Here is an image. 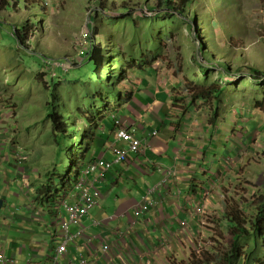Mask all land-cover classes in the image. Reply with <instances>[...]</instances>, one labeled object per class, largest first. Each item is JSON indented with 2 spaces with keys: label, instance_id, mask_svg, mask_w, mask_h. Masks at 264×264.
<instances>
[{
  "label": "rangeland",
  "instance_id": "374dc122",
  "mask_svg": "<svg viewBox=\"0 0 264 264\" xmlns=\"http://www.w3.org/2000/svg\"><path fill=\"white\" fill-rule=\"evenodd\" d=\"M148 1L0 0V160L5 159L4 149L13 145L14 161L21 167L20 172L26 175L24 180L32 186L36 179L32 180L29 169L36 168L37 163L38 166L50 165L53 168L60 151L59 143L49 137L52 134L51 125L44 123L52 91L61 92L70 102L72 112L79 104L86 107L98 103H86V94L90 93L92 98L97 89L92 83L84 85L78 81L81 66L74 65L67 72L62 70V64L68 57L77 56L82 33L89 23H93L91 17L96 15L101 2L107 6L106 10H101L102 16L105 15L101 24L104 35L93 33L96 44H105L110 35L118 40L126 37L132 48L143 43L142 53L137 50L134 53L144 58V53L152 49V45L146 47L144 44L155 34L161 40L162 52L152 62L154 68L149 69L150 73L160 86L171 89L174 106L181 108L182 112L189 103L190 95L202 86L213 83L226 87L220 101L214 97L208 101L201 100L187 110L186 115L189 111L201 113L206 121L218 126L214 140L205 131L194 135L197 147L204 142L212 143L216 150L210 146L207 150L216 154L218 161L221 160L224 176L219 182L225 191L219 197L224 199L226 196L225 200L228 199L224 211L232 213L238 209L242 219L254 218L255 209L264 200V82L255 80L250 71L252 68L264 70V0H229L228 6H222L217 0H199L196 9L201 29L187 18L179 17L171 21V17L165 14L148 12ZM151 2L153 5L156 0ZM125 6L138 10L145 8L151 19H142L136 24L134 17L125 18L119 14ZM26 21L32 26L23 32L22 41L14 32L13 25ZM203 43L204 52L211 62L225 71L228 70L226 66H230V74L223 75L221 70L212 66L214 63L200 59L199 48ZM58 77L63 79L60 85H56ZM140 77L143 75H130L125 85L130 81L131 89L126 91L124 98H129L134 85H140ZM125 102H105L102 110L114 112ZM215 102L220 107V113L213 120ZM86 112H90L88 108ZM73 117L81 127H89L86 117L76 114ZM24 127L32 129L25 131ZM36 154L42 156L39 162L34 158ZM66 158L65 154L63 160ZM209 165L217 169L216 163L209 162ZM71 182L70 189L54 203L57 204L56 212L67 211L77 200L75 181ZM7 187L10 194L15 193L12 185ZM30 204L32 202L28 200L27 205ZM3 210L0 208V213ZM39 218L40 222L46 220L45 208L40 211ZM53 220L59 222L60 218L56 215ZM199 245L203 247V241ZM202 249V253L209 251ZM1 256L5 257L7 264L16 262L14 256L4 253Z\"/></svg>",
  "mask_w": 264,
  "mask_h": 264
},
{
  "label": "crops",
  "instance_id": "0c3cea01",
  "mask_svg": "<svg viewBox=\"0 0 264 264\" xmlns=\"http://www.w3.org/2000/svg\"><path fill=\"white\" fill-rule=\"evenodd\" d=\"M129 82L125 92L131 89ZM134 87L129 98H123L126 102L121 108L91 116L96 139L85 163L103 156L114 159L115 120L135 131L144 148L140 153L131 152L125 163L114 166L106 181L98 183L99 206L84 219L86 230L79 241L70 245V254L81 252L90 264H174L188 262L194 247L202 241L201 248L211 253L217 245L226 248L231 234L227 230L229 221L224 218L228 199L220 198L225 191L219 182L224 176L221 160L207 150L209 146L214 149L212 143L197 147L194 135L205 131L214 140L218 126L206 121L201 113L189 111L186 115L174 106L171 89L160 86L152 73L140 77V85ZM4 151L5 159L0 160V208H4L0 213V256H14L15 264H51L63 234L59 222L53 220L57 204L37 203L36 189L27 184L26 175L14 161L15 147ZM34 158L39 162L42 156L36 154ZM209 162L216 163L217 169ZM43 167L37 163L36 168L29 169L32 180L41 177ZM171 169L174 174L167 187L152 194L156 205L135 218V208L148 197L146 190L161 182ZM10 185L15 193L10 194ZM28 200L32 204L27 205ZM200 205L204 206V215L195 214ZM44 208L47 218L40 222ZM183 220L188 223L186 228L180 226ZM96 222L100 224L95 226ZM104 244L111 246L109 253H102Z\"/></svg>",
  "mask_w": 264,
  "mask_h": 264
},
{
  "label": "trees",
  "instance_id": "16d2710c",
  "mask_svg": "<svg viewBox=\"0 0 264 264\" xmlns=\"http://www.w3.org/2000/svg\"><path fill=\"white\" fill-rule=\"evenodd\" d=\"M217 1H220L222 6L230 4L229 0ZM198 2L199 0H156V3L152 5L151 0H149L146 7L148 12L170 16L171 21L173 19L176 21L179 17L187 18L191 22L197 23L198 28L201 29L200 16L196 9ZM42 8L45 9L43 6ZM103 9L106 10L107 6L100 2L96 15L91 17L95 25L93 31L95 35H104L101 30L102 19L105 16H102L101 10ZM148 12L143 7L138 10L125 6L119 11V14L125 18L134 17L133 22L138 24V21L142 19H151L148 16ZM136 13L139 15L136 16ZM13 26L14 32L23 41V32L31 28L32 25L29 21H26L24 24ZM152 36L144 44L146 47L152 45V49L144 53V58L138 57L134 53V50L142 53L143 43L139 44L140 47L134 45V49L130 46L126 37L123 40H118L114 35H110L109 37L107 36L108 39H106L105 44L97 45L95 37H93V50L82 58L84 60L82 63L78 64L81 66L78 81L84 85L87 83L88 85L94 84L97 89V92L95 91L96 96L94 95L90 98V93H87L84 98H88L86 103L88 101L98 103L91 104L90 106L87 105L86 107L79 104L75 107L74 112H72L69 107L71 106L70 102L64 98L61 92L57 90L52 91L48 104L49 110L44 123L51 125L52 134L49 137L52 136V139L59 143L60 151L57 154V163L54 164V167L51 168L50 165L43 167L44 170L42 169L41 171V177L32 185L37 192V203L40 202L43 206H52L63 193H66L70 189L71 183H73L71 181H78L83 168L82 165L85 164L87 157L91 155L96 139V132L92 124H90L89 118H91V114L94 117L100 115L101 111L105 110H102V104L105 102L109 104L112 101H123L124 94L126 93L125 82L130 78L132 73L139 72L144 76L150 74L152 68H154L152 62L157 58L158 53L162 52L161 40L155 34ZM204 49L206 50L203 43L199 48L200 59H205L210 63L211 59L207 57L208 55L206 51L204 52ZM86 61L88 63H85ZM213 63L211 62V64ZM200 64L207 68L202 63ZM212 66L221 70L223 75L230 74L229 70H232L230 66H226L228 70L225 71L226 69H223L217 63H214ZM150 68L151 70H149ZM250 75L255 80L264 82V70L252 68ZM62 80L59 78L56 85H60ZM225 92L226 87L217 84L212 83L202 86L196 93L190 95L189 103L185 105L184 112L191 109L195 103L201 100L208 101L209 98L214 97L220 101ZM214 105L213 120L217 119L220 113V107L217 106L216 102ZM87 108L91 113L86 112ZM74 114L86 117V121L89 120V127L84 125L81 127L79 123L75 122ZM65 154L67 158L63 160ZM65 179H67V182ZM255 211V217L247 218L246 220L242 219L238 213V209H235L232 213L225 212L224 217L229 221V229L227 230L231 234V239L228 241L226 248L223 245H217L214 253L209 251V253H202L203 250L200 254L194 252L191 254V259L188 262L182 261L174 264H264V200Z\"/></svg>",
  "mask_w": 264,
  "mask_h": 264
},
{
  "label": "built area",
  "instance_id": "2783aa9c",
  "mask_svg": "<svg viewBox=\"0 0 264 264\" xmlns=\"http://www.w3.org/2000/svg\"><path fill=\"white\" fill-rule=\"evenodd\" d=\"M94 23H89L84 29L82 36L78 43V53L76 57L67 58L65 64H62V70L69 72L73 69L74 65L82 63L84 56H87L94 48L93 42V30ZM52 63V62H51ZM49 64V63H48ZM57 68V67H56ZM66 72V73H67ZM117 127L116 139L113 143L114 159L110 160L107 157H99L96 160L89 162L83 167L79 180L76 184L78 191V201L75 205L68 208L69 220L62 223V230L64 231V237L58 244L55 255L53 257V264H60L61 260L68 257L70 254V245L84 233L82 221L89 216L91 210H93L99 202L100 190L97 185L101 181H106L107 175L114 168L116 164L124 163L129 159V153H140L144 146L143 140L136 135V132L127 128L122 124L120 120H115ZM154 135L158 132L154 131ZM126 146H122V144ZM174 171L171 169L168 171L165 178L154 186L149 187L146 192L148 197H145L144 201L139 204L134 210L135 218H139L150 211L155 205L156 200L152 198V194H158L165 187H167L169 181H171ZM208 196L209 193H206ZM195 214H205L204 206L200 205ZM100 223L96 222L94 225L98 226ZM70 225H74L78 229L75 233L69 231ZM188 223L183 220L180 226L186 228ZM0 264H7L6 259L0 256ZM66 264H88L87 259L79 253L71 255L69 262Z\"/></svg>",
  "mask_w": 264,
  "mask_h": 264
},
{
  "label": "clouds",
  "instance_id": "9594fccd",
  "mask_svg": "<svg viewBox=\"0 0 264 264\" xmlns=\"http://www.w3.org/2000/svg\"><path fill=\"white\" fill-rule=\"evenodd\" d=\"M130 154V153H129ZM93 160H96V159H93ZM93 160H91V161H93ZM90 161V162H91ZM89 163V162H88ZM88 163H85L84 165H82V167H84V166H86ZM125 163V162H124ZM82 170H83V168H82ZM82 172V171H81ZM81 175V174H80ZM80 177V176H79ZM79 180V179H78ZM78 182V181H77ZM77 182H75V186H76V184H77ZM59 200V199H58ZM77 201H78V196H77V200L74 202V203H72V206L73 205H75L76 203H77ZM56 203V202H55ZM99 203V202H98ZM99 205H97L96 207H98ZM95 207V208H96ZM94 208V209H95ZM93 209V210H94ZM92 211V210H91ZM57 213V214H56ZM56 213H54V216H56V215H58L59 216V218H60V221H59V226H60V229H61V232L63 233L62 234V236H61V239H60V241L58 242V244L61 242V240L63 239V237H64V231L62 230V223L63 222H67L68 220H69V213H68V211H60V212H56ZM60 213L62 214V215H60ZM91 213V212H90ZM90 215V214H89ZM198 215V214H197ZM204 215V214H203ZM87 218V217H86ZM84 221V220H83ZM82 221V226H83V228H84V232H85V227H84V222ZM96 226V225H95ZM188 226V225H187ZM186 226V227H187ZM72 227H74L75 228V231H70V228H72ZM78 228L77 227H75L74 225H70V227H69V231L71 232V233H75L76 232V230H77ZM84 234V233H83ZM83 236V235H82ZM81 236V237H82ZM81 237L80 238H78L76 241H74L73 243H75V242H77V241H79V239H81ZM73 243H71V244H73ZM58 244H57V246H58ZM57 246H56V248H57ZM56 248H55V251H56ZM110 249H111V246L109 245V244H104L103 246H102V253H109L110 252ZM203 249L200 247V245H198V246H195L194 247V252L196 253V254H200V252L202 251ZM55 251H54V253H53V255L51 256V264H53V257H54V255H55ZM76 253H79V254H81L82 256H84L86 259H87V261H88V264H90L89 263V260H88V258L86 257V255H84V254H82L81 252H75V253H73V254H69V256L68 257H65V258H67V260H65V258L64 259H62L61 260V262H60V264H66L67 262H69V258L71 257V255H74V254H76ZM97 263L99 264V262L97 261Z\"/></svg>",
  "mask_w": 264,
  "mask_h": 264
},
{
  "label": "water",
  "instance_id": "95a60500",
  "mask_svg": "<svg viewBox=\"0 0 264 264\" xmlns=\"http://www.w3.org/2000/svg\"><path fill=\"white\" fill-rule=\"evenodd\" d=\"M1 205H2V202H0V207H1Z\"/></svg>",
  "mask_w": 264,
  "mask_h": 264
}]
</instances>
